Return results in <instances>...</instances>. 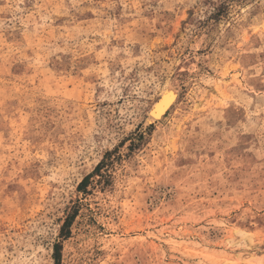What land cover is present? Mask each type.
I'll return each mask as SVG.
<instances>
[{
  "label": "rangeland",
  "instance_id": "374dc122",
  "mask_svg": "<svg viewBox=\"0 0 264 264\" xmlns=\"http://www.w3.org/2000/svg\"><path fill=\"white\" fill-rule=\"evenodd\" d=\"M213 3L0 0V264H264V0Z\"/></svg>",
  "mask_w": 264,
  "mask_h": 264
},
{
  "label": "bare ground",
  "instance_id": "6f19581e",
  "mask_svg": "<svg viewBox=\"0 0 264 264\" xmlns=\"http://www.w3.org/2000/svg\"><path fill=\"white\" fill-rule=\"evenodd\" d=\"M172 96L170 93L165 94L163 99L160 100L153 108L152 114L157 115V117L161 116L173 103ZM155 118V117H154ZM245 238V233L241 230H232L230 236L224 239V246L231 247L236 244L238 241L243 240Z\"/></svg>",
  "mask_w": 264,
  "mask_h": 264
},
{
  "label": "snow or ice",
  "instance_id": "6c2138e0",
  "mask_svg": "<svg viewBox=\"0 0 264 264\" xmlns=\"http://www.w3.org/2000/svg\"><path fill=\"white\" fill-rule=\"evenodd\" d=\"M205 2L212 7H215L213 0H205ZM226 2H227V0H226ZM258 87L261 89V91L257 95H258V97L264 99V82L259 83ZM252 90H255V89H252ZM221 104L224 108V112L219 117L221 120L234 122V121L241 118L237 112L231 110L227 100H222ZM235 131L239 132L240 129H235Z\"/></svg>",
  "mask_w": 264,
  "mask_h": 264
}]
</instances>
